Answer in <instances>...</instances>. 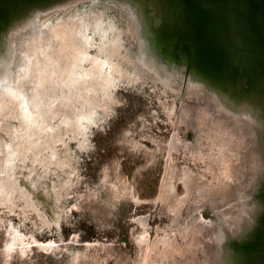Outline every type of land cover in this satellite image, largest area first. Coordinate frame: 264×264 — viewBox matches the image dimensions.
I'll return each mask as SVG.
<instances>
[{
  "label": "rangeland",
  "instance_id": "rangeland-1",
  "mask_svg": "<svg viewBox=\"0 0 264 264\" xmlns=\"http://www.w3.org/2000/svg\"><path fill=\"white\" fill-rule=\"evenodd\" d=\"M94 1L96 10L85 0L67 13L47 14L42 23L27 16L12 37L9 64L1 66L2 75L20 74L24 58L41 66L43 53L47 63L38 75L45 71L49 88L12 80L17 91H32L27 108L34 115H23L33 130L21 128L27 120L18 117L20 106L0 95V160L15 159V189L0 202V264H217L222 241L239 239L247 229L221 224L220 215L241 204L260 205L245 197L263 180L244 185L247 176L234 172L257 149L252 130L259 136L262 127L229 99H218V111L222 104L233 107L236 121L216 120L213 96L206 91L202 101L187 90L196 72L187 75L158 52L171 80V87L161 85L142 65L140 35L150 37L151 25L144 18L139 24L131 9L112 0ZM47 52L60 69L50 70L57 64ZM99 59L114 64L111 81L93 74L80 86L68 85L62 72ZM7 173L0 171V182Z\"/></svg>",
  "mask_w": 264,
  "mask_h": 264
},
{
  "label": "water",
  "instance_id": "water-1",
  "mask_svg": "<svg viewBox=\"0 0 264 264\" xmlns=\"http://www.w3.org/2000/svg\"><path fill=\"white\" fill-rule=\"evenodd\" d=\"M65 1L70 0H0V73L14 47L8 32L11 27L21 19L19 26L24 25L35 10ZM112 1L131 9L139 24L144 18L151 25L150 37L140 35L147 61L166 55L187 75L193 70L224 90L232 104L242 105L243 114L254 110L253 116L264 125V0ZM170 67L171 72L176 70ZM256 223L259 227L249 236H264V211Z\"/></svg>",
  "mask_w": 264,
  "mask_h": 264
},
{
  "label": "bare ground",
  "instance_id": "bare-ground-1",
  "mask_svg": "<svg viewBox=\"0 0 264 264\" xmlns=\"http://www.w3.org/2000/svg\"><path fill=\"white\" fill-rule=\"evenodd\" d=\"M91 1H92L91 2L92 3L91 9L92 10H96L97 6H98L97 2H95L94 0H91ZM82 2H84V0L65 1L63 4L54 5V7L49 8V9H44V10L38 9V10H35V11L31 12L30 14H28L27 16H29V15L34 16V17L38 18V20H40L39 22L42 23V21H44L46 19V15L47 14H49L51 12H54V13L65 12V13H67L72 8H75V7L79 6V5H81ZM99 16H101V15H99ZM39 22H37V23H39ZM41 26L42 25L40 24L39 27H41ZM20 27L21 26L11 27V29L8 31L9 35L12 34L10 36L11 38L12 37H16L17 35H19V33L21 31V29H19ZM46 31H47V29H46ZM74 32H75V29H74L73 33H70V34H68V35H66L64 37V38H66V41H68L69 38H73L74 37ZM40 34L42 36V33H40ZM67 46H68V44L66 45V48H67ZM84 48L87 49V48H90V47H87L86 45H84ZM49 51H50V49H49ZM103 52L106 53V51H104V50H103ZM146 52H149V51H146ZM12 53H13V51H12ZM47 54H48V52H47ZM41 55H43V57H44L43 62L46 64L47 63V62H45L46 56L43 53H41ZM48 55L50 56V62L57 64V65H51L50 64V70L53 69L54 66H57L58 69H60V65L58 64V61H56L57 59L55 57H52L53 53H50ZM107 55H108V53H107ZM147 55L148 54L145 53L142 65L146 67L147 71H151V70L153 71V74H154L153 76L156 77V80H159L158 82L161 81V83H162L161 85H165V86L171 87V80H169V78H168L170 76V73H169L170 71H168L166 68H164V66L159 63L160 60H156V58H155V60H152L150 62L147 61L146 60V56ZM24 60L25 61H24V64L22 65V69H20V71H21L20 74H18V72L17 71L15 72L14 70H13V72H6L3 75L0 74V95H5L10 101L12 99V101H14L15 104H18V105L23 104V105H25L27 107V103L29 105V100L27 99L28 96H29L28 94L30 92H32L28 88H31V87H33V88L34 87L35 88H40L41 87L42 88V86L45 87L46 85H47L46 87H48V83H47V79H46L47 75L44 77V72L45 71L43 73H41L40 75H38V71H39L41 66H44V63H42L41 66L40 65H38V66L36 65L35 66V65L28 64V61L26 60V58H24ZM102 61H103L102 59L98 60V62H102ZM45 70H46V67H45ZM63 74H65L67 76H69V75L74 76V74L72 72H71V74L62 72V75ZM15 77H16V79L24 78L25 79V83L28 84V88H26V90L21 88V91H17L16 88L12 84V80H14ZM41 80H43V82L40 83L39 81H41ZM34 82H36V85H35ZM189 82L192 83V85H189L187 87V90L189 91V94L191 93V95L197 96L198 98H200L203 101L204 98H207L208 94H205L206 91H207L216 100V102L214 101L211 104L212 105L211 111H212V114L214 115V118L216 120H218V117L222 116L221 119H228V120L229 119H233L234 121H236V118L239 115L238 116L235 115L237 113H236L235 109H233V107L226 106V105H223L221 103L222 106H221V108H219V109H221V112L218 111V106H217L218 99L220 98L221 101H223L224 99L227 101V99H228L227 96L223 92L224 90L222 91V90L218 89L214 84L209 83L208 81H206L202 77H200V76L197 77L196 74L192 75V77H191ZM20 83L22 84L23 82H20ZM32 84H34V85L31 86ZM204 89H205V92L201 93V91L204 90ZM204 106H206V105H204ZM235 106H236V108H238V107L242 108L241 107L242 105H240V104H235ZM191 111L193 113V110H191ZM229 111L232 112V115L226 113V112H229ZM253 112H254V110L252 111V113ZM252 113L248 114V118L251 119V120H248V122H251L252 125L254 124V126H256V128H260V126H261L260 117L259 118L258 117H254ZM13 115H14V113H13ZM261 127H262V131L259 133L261 141L259 140V136L256 133L257 131H255L254 129H253L254 131L252 130V132L255 133L256 138L258 139L257 140V149H254V153L251 155V157L249 155L245 159V161H244V165L245 166L243 168H240L241 165H239V168L235 169L236 171L234 172L236 176L237 175H241V174L244 177L247 176L246 179H245L244 185L246 183H251L252 186H254L255 184L257 186L262 180L264 182V142H263V139H264V125L261 126ZM246 134H247V132H246ZM18 155H20V154H17L14 157H18ZM14 162H15V159L13 157H10V158L5 157V158L0 160V171H5V170L8 171V173L6 174L7 177L6 178H1L2 182H0V195H1V197L4 196L5 198H1L0 197V202L4 201L5 199H7L9 197H11V191H13L15 189L14 179H13V176H12L13 172H14V166H13ZM232 175H233V173H232ZM239 178H240V176H239ZM185 183H186V187H189L188 182L185 181ZM166 184H167L166 188H170L172 186V184H170V183L168 184V182ZM233 186L234 185H233V182H232L230 184V187H229L230 191L233 190ZM244 209H246L245 213H247V215L244 213ZM259 210L260 211L263 210V208H261L260 205L255 206V205L252 204V206L244 207L241 204L240 207H238V208L236 207V211L232 212L233 214L227 215L228 218H227V220H225V222L226 223L231 222V224H232V222L234 223L233 224L234 226H231V224H230V228L231 229L239 227V228L244 230V229L248 228V220L252 221L253 224H254V222L256 220H258L257 215L260 214ZM255 224H256V222H255ZM255 224H254V226H256ZM251 227H252V224H251ZM247 236H249V235L247 233L246 234L244 233L243 237H247ZM9 239L11 240L12 238H9ZM11 241H13V239ZM222 242H223V246H224V241H222ZM223 246H222V248H223ZM221 251H223V250H221ZM218 256H220V255H218ZM233 257L235 258V256H233ZM232 260H233V258H232ZM233 264H234V262H233Z\"/></svg>",
  "mask_w": 264,
  "mask_h": 264
},
{
  "label": "flooded vegetation",
  "instance_id": "flooded-vegetation-1",
  "mask_svg": "<svg viewBox=\"0 0 264 264\" xmlns=\"http://www.w3.org/2000/svg\"><path fill=\"white\" fill-rule=\"evenodd\" d=\"M99 15L100 14H98L96 16L92 15V19H94L93 22H95L96 20H99L101 18V16H99ZM91 20H89L88 22L91 23L92 22ZM112 29H113V26H112ZM111 32H112V30H111ZM106 39H107V37H106ZM91 44H92V42H91ZM112 45H113V43L111 42L110 46H112ZM90 46H92V45H90ZM112 67H114V64L112 62L107 61V60L106 61L103 60L102 62H97V64L95 66H89V68H84V69H81L80 71H72V73L75 76H72V75L67 76L65 74H63V75L65 76V79H68V81H67V82H69L68 85H70L72 82V83H75L76 85L80 86V83H81L80 80L82 78H85L87 76L90 77L93 74H97V75H99V77H104L103 81H111L110 79H112L114 77L113 76L114 72L111 70ZM107 68H109L108 72L106 71ZM114 69H115V67H114ZM81 74L84 76H81ZM157 82H158V80H157ZM15 106L17 107V105H15ZM18 106H20V112L18 114V117L20 118V114H22V116L25 117L23 115V113H24L28 116V119L31 120V118L33 117L34 114L32 115L30 110H28V108L25 105L21 104ZM25 107L27 109L23 110L22 108H25ZM36 116H39V115L36 114ZM14 117H17V115L14 114ZM18 117H17V119H18ZM24 119L27 120V122L23 121V123H25V124H23V125L20 124L21 128L26 129V130L27 129L33 130V125L28 124L30 121H28V119L26 117ZM26 124H28V125H26ZM30 133H34V131H30ZM41 146L45 147L46 146L45 142L43 144H40V147ZM252 197H253V202L258 199V201L260 203V207L263 208L262 211H264V182H262L261 186L259 187V189L255 192V194L253 196L245 197V198H250V200H251ZM248 202H250V201H248ZM175 211H178L177 208L175 209ZM262 211H260L259 212L260 214L257 215L258 218L263 213ZM220 216H222L220 218L221 224H222V222L223 223L225 222V218L227 216L225 214H223V215L221 214ZM255 222H254V224H255ZM254 224L252 223V227H250L249 230L246 231V233L248 235L251 234L252 232H254L255 228L259 227V224L256 223L255 224L256 226H254ZM231 249H233L235 251L234 253H238L239 255L237 254V256H235V258L232 257L233 256L232 252H231V254L229 252V251H231ZM221 250H223V251H221ZM221 250H220V252H218L219 253L218 255H220L221 257H220V260L217 261V264H228V263L233 264V262H234V264H261L262 263V255L264 252V236H257V237L247 236V237H243V238L241 237L239 239H237V237H230L229 236L228 240L225 242V244ZM232 258H233V260H232Z\"/></svg>",
  "mask_w": 264,
  "mask_h": 264
}]
</instances>
